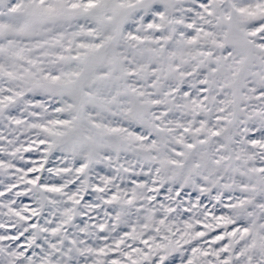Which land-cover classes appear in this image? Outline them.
Returning <instances> with one entry per match:
<instances>
[{
    "label": "snow or ice",
    "instance_id": "snow-or-ice-1",
    "mask_svg": "<svg viewBox=\"0 0 264 264\" xmlns=\"http://www.w3.org/2000/svg\"><path fill=\"white\" fill-rule=\"evenodd\" d=\"M0 264H264V0H0Z\"/></svg>",
    "mask_w": 264,
    "mask_h": 264
}]
</instances>
